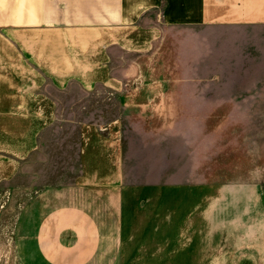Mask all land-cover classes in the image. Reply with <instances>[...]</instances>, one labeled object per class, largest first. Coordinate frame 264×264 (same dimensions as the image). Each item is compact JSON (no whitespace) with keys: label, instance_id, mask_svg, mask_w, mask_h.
Segmentation results:
<instances>
[{"label":"crops","instance_id":"obj_1","mask_svg":"<svg viewBox=\"0 0 264 264\" xmlns=\"http://www.w3.org/2000/svg\"><path fill=\"white\" fill-rule=\"evenodd\" d=\"M163 50L169 86L154 88L148 70ZM117 52L130 58L119 65ZM74 87L88 108L116 96L122 110L168 102L172 157L185 140L194 177L187 194L189 219L203 226L196 235H207L212 192L264 208V0H0V186L18 176L46 130L68 121L54 92L75 95ZM126 119L80 123L75 184L42 193L27 210L26 264L120 263ZM256 221L220 235L251 238L244 251L264 264L261 213Z\"/></svg>","mask_w":264,"mask_h":264},{"label":"rangeland","instance_id":"obj_2","mask_svg":"<svg viewBox=\"0 0 264 264\" xmlns=\"http://www.w3.org/2000/svg\"><path fill=\"white\" fill-rule=\"evenodd\" d=\"M121 57L128 59L130 55L117 52L119 65L125 60ZM150 64L152 70L148 72L154 73L152 80L157 84L154 88L169 86V78L160 75L169 71V51L163 50L158 63ZM74 91L75 95L69 96L54 92L60 100L59 116L68 121L60 120L46 130L18 176L0 186V264H26V241L21 228L35 198L48 190L75 184L81 169L80 123L93 121L105 127L119 114L128 116L125 125L129 145L124 161L130 189L122 203V251L118 264H254L252 254L244 251L251 238L220 233L255 227L259 213L263 215L264 227L263 207L255 212L256 204L226 203L225 198L212 192L207 235H196L203 226L189 219L194 215L188 211L187 194V184L194 177L187 173L185 140L180 141L178 156L172 157V110L167 101L158 108L122 110L113 107L119 98L116 96L88 108L83 107V102L89 96L77 87ZM147 118L155 120V124H146ZM236 244L238 251L232 248Z\"/></svg>","mask_w":264,"mask_h":264}]
</instances>
